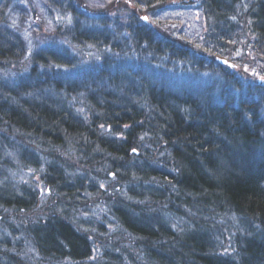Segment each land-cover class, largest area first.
Wrapping results in <instances>:
<instances>
[{
  "label": "trees",
  "instance_id": "obj_1",
  "mask_svg": "<svg viewBox=\"0 0 264 264\" xmlns=\"http://www.w3.org/2000/svg\"><path fill=\"white\" fill-rule=\"evenodd\" d=\"M58 1L0 0V264H264V0Z\"/></svg>",
  "mask_w": 264,
  "mask_h": 264
},
{
  "label": "rangeland",
  "instance_id": "obj_2",
  "mask_svg": "<svg viewBox=\"0 0 264 264\" xmlns=\"http://www.w3.org/2000/svg\"><path fill=\"white\" fill-rule=\"evenodd\" d=\"M20 1L21 0H12L11 3L13 4L14 8L13 6L9 8L7 13L10 17V22L12 24V28L14 29V32L21 33V35H23L25 39L27 40L28 44H30V47H33L32 41H31L32 37L29 35V33L26 31H22L20 27L17 28V26H19V23H20V15L15 10V8L18 4H20ZM35 1L39 3L40 15H41L40 22L37 23L38 29H43L46 32L54 31L55 29L61 27V25L67 26L68 25L67 22H69L73 18L70 11H64L59 8L61 4H60V1L58 0H55V2H53V0H47V2L44 0H35ZM118 1L120 0H85V2L89 5L91 11L94 8H96V6L106 7L113 11L111 15H117L119 13V11L115 12L116 10H118L117 7H119ZM24 4L25 5L29 4V0H26ZM51 11H54V12L52 13ZM118 16L120 17L121 22L124 23L126 21V15L124 13H119ZM144 17H147V16H144ZM156 18H158V20H162L166 24L168 23L169 25L168 27L174 30V35L177 34V32H184L186 33L189 40L194 41L196 43L199 42L200 44L198 45L205 44L203 41V36H204L203 25H204L205 20L203 19L201 10L197 6H195V4H186L184 9L176 8L175 6L166 7L157 14ZM148 20H151V19L147 17L145 21H148ZM151 21L153 22V20ZM119 24L121 25L120 22ZM36 39L41 40L42 37L36 38ZM54 39H57V38H54ZM54 39H51V40H54ZM72 52L78 54L76 55V58L78 59L80 58L79 57L80 51L78 52L75 46H73ZM240 56L242 55L240 54ZM245 67L250 68L251 70H254V71L255 70L260 71L259 65L255 63H251V65H247ZM0 75L3 77L7 76V74L4 71H0ZM125 82L128 83L127 79L125 80ZM62 99L65 100L66 99L65 96H62ZM39 175H40L39 173H36L35 171L28 169L27 173L23 174L22 177L20 176L18 180L22 178L29 184H32V181H34L35 179H38ZM24 184H27V183H24ZM101 211H103V209L97 208V212L96 211L93 212L94 214L93 217L96 218L97 220H100ZM2 234L6 237H9L10 235L8 233H2Z\"/></svg>",
  "mask_w": 264,
  "mask_h": 264
},
{
  "label": "snow or ice",
  "instance_id": "obj_3",
  "mask_svg": "<svg viewBox=\"0 0 264 264\" xmlns=\"http://www.w3.org/2000/svg\"><path fill=\"white\" fill-rule=\"evenodd\" d=\"M144 19H147V17H144ZM262 79H264V77H262ZM125 127H127V125H125ZM132 151H133V152H135V151H136V149H135V148H133V149H132Z\"/></svg>",
  "mask_w": 264,
  "mask_h": 264
},
{
  "label": "water",
  "instance_id": "obj_4",
  "mask_svg": "<svg viewBox=\"0 0 264 264\" xmlns=\"http://www.w3.org/2000/svg\"><path fill=\"white\" fill-rule=\"evenodd\" d=\"M221 62H222V63H228V61L225 60V59H221Z\"/></svg>",
  "mask_w": 264,
  "mask_h": 264
}]
</instances>
